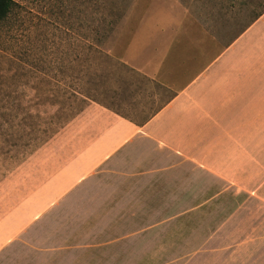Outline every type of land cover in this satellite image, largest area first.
Instances as JSON below:
<instances>
[{
    "label": "crops",
    "instance_id": "obj_1",
    "mask_svg": "<svg viewBox=\"0 0 264 264\" xmlns=\"http://www.w3.org/2000/svg\"><path fill=\"white\" fill-rule=\"evenodd\" d=\"M172 5L154 2L119 61L173 95L143 122L90 102L39 148L0 219V264H95L146 235L167 251L179 222L219 221L213 236L264 214V11L214 52Z\"/></svg>",
    "mask_w": 264,
    "mask_h": 264
},
{
    "label": "rangeland",
    "instance_id": "obj_2",
    "mask_svg": "<svg viewBox=\"0 0 264 264\" xmlns=\"http://www.w3.org/2000/svg\"><path fill=\"white\" fill-rule=\"evenodd\" d=\"M13 1L12 14L0 23V219L27 197L28 192L23 193L29 189L23 178L28 173L26 162L85 105L69 110V101L50 104L43 94L78 90L76 76L87 67L100 73L107 61L100 63L96 57L102 55L96 50L113 58L111 87L95 95L104 107L143 122L173 95L171 89L118 64L154 2L167 9L180 6L185 29L204 36L214 52L230 43L264 8V0ZM88 85L92 87L91 81ZM152 223L140 222L141 227ZM218 225L219 221L201 222L195 216L177 223L174 237L163 242L167 251H153L146 235L137 245L127 239L120 252L91 256L95 264H264V214L248 211L209 235ZM133 231V222L127 221V234Z\"/></svg>",
    "mask_w": 264,
    "mask_h": 264
},
{
    "label": "trees",
    "instance_id": "obj_3",
    "mask_svg": "<svg viewBox=\"0 0 264 264\" xmlns=\"http://www.w3.org/2000/svg\"><path fill=\"white\" fill-rule=\"evenodd\" d=\"M14 6H15V2L13 0H0V23H3L10 17V15L13 12ZM263 11H264V8L260 13H258L253 18V20L257 19L263 13ZM96 53L102 55V56L96 57V59L101 60L100 63L103 64V63H106L105 61H107V64L105 65V68L103 69L104 71L105 70L107 71V73L105 72L106 73L105 75H104L103 70H100V73L99 72L97 73L98 69L95 71H90L88 70V67H87V70L85 72H82L80 76H76L78 90L59 91V92L50 91L48 93L43 94L45 96V100L47 99L48 101L47 100L46 101L49 102L50 104L54 102H58L59 104H62V103L64 104L66 101H69V104L71 103L70 105L68 104L69 106L67 105L69 110L77 109L81 103H84L85 104L84 106H86L88 102H95V103L99 102L98 104H100V101L99 99H97V96L101 95V93L107 92L108 89L111 87L110 86L111 75L109 73H111L112 71L111 66L113 65H111V63H112L113 58L111 56H108V54L106 53L101 54L102 53L101 50H96ZM118 64L125 67V65L121 62H118ZM90 81H91L92 87L88 85ZM92 81L94 84H92ZM87 85L89 88H87ZM99 91H102V92L100 93ZM91 92H92V95H91ZM95 95L97 96L95 97ZM84 106L78 109V113L84 108Z\"/></svg>",
    "mask_w": 264,
    "mask_h": 264
}]
</instances>
